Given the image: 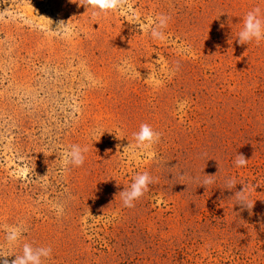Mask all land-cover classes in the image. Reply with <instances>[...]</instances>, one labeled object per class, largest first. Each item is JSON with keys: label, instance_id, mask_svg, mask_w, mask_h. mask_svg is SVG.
Segmentation results:
<instances>
[{"label": "rangeland", "instance_id": "obj_1", "mask_svg": "<svg viewBox=\"0 0 264 264\" xmlns=\"http://www.w3.org/2000/svg\"><path fill=\"white\" fill-rule=\"evenodd\" d=\"M257 6L126 0L94 19L78 0H0V243L23 223L47 264H264V40H236ZM141 124L161 135L152 150L135 148ZM72 145L88 148L82 167L61 164ZM243 184L251 213L231 199Z\"/></svg>", "mask_w": 264, "mask_h": 264}, {"label": "clouds", "instance_id": "obj_2", "mask_svg": "<svg viewBox=\"0 0 264 264\" xmlns=\"http://www.w3.org/2000/svg\"><path fill=\"white\" fill-rule=\"evenodd\" d=\"M79 6L86 8L88 11L92 9V16L94 19L103 16H107L109 13L122 11L126 4V0H78ZM44 18V17H43ZM169 17L165 15H158L152 21V28L150 35L152 39L163 41L166 39L163 29L168 25ZM70 22V21H69ZM69 22L65 25L64 21H60L57 25L56 33L61 31H67ZM52 24V22H51ZM242 29L239 31L236 40L243 45H249L255 42L259 44L264 40V11L257 6L249 10L243 20ZM223 27V25H221ZM135 139V148L137 151H149L154 148L160 142L161 135L155 132L148 124H141L137 132L133 134ZM121 146L117 145L119 149ZM132 147L129 144L124 148V152ZM87 147H81L79 145H72L70 149L64 150L59 154L61 164L63 167L71 165L73 167H82L85 160V153H87ZM248 161L243 154H237L234 160L236 167H246ZM181 175V174H180ZM185 174L181 175L183 177ZM204 175V179L200 181L198 186L208 189L209 185L215 183V177ZM175 176L174 179L175 180ZM153 183L152 177L147 173L138 174L131 183L130 189H124L118 195L122 198L123 206L127 208H133L135 202L140 200L144 194L149 190V185ZM225 187L229 191H234L237 185L234 178L228 177L224 181ZM243 190L235 191L234 196L231 198L236 201L237 205L241 206V210L247 209L251 213V209L254 204L250 201L248 196V188L243 184ZM60 211H63L61 208ZM27 228L23 223L15 225H8L4 227L3 242L0 243V264H47V261L52 258V249L47 246L34 247L31 243L23 242L25 239V232ZM6 249H19L15 254H6ZM15 257L11 262L9 257Z\"/></svg>", "mask_w": 264, "mask_h": 264}]
</instances>
